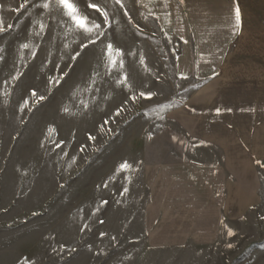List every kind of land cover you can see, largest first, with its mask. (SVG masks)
I'll use <instances>...</instances> for the list:
<instances>
[{"label":"rangeland","instance_id":"obj_1","mask_svg":"<svg viewBox=\"0 0 264 264\" xmlns=\"http://www.w3.org/2000/svg\"><path fill=\"white\" fill-rule=\"evenodd\" d=\"M77 2L106 36L74 62L78 37L59 26V13L0 0V264H264V207L213 244L161 236L159 165L206 150L167 120L199 83L175 73L179 46L144 0H123V9L113 0ZM88 3L108 12L111 27ZM37 19L49 26L42 38ZM107 43L123 60L111 75ZM60 73L68 75L53 87L48 77ZM33 89L46 99H30ZM141 91L155 95L128 100Z\"/></svg>","mask_w":264,"mask_h":264},{"label":"crops","instance_id":"obj_2","mask_svg":"<svg viewBox=\"0 0 264 264\" xmlns=\"http://www.w3.org/2000/svg\"><path fill=\"white\" fill-rule=\"evenodd\" d=\"M144 12L176 39L175 73L199 83L167 120L206 149L159 165L161 236L213 244L264 207V0H144Z\"/></svg>","mask_w":264,"mask_h":264},{"label":"snow or ice","instance_id":"obj_3","mask_svg":"<svg viewBox=\"0 0 264 264\" xmlns=\"http://www.w3.org/2000/svg\"><path fill=\"white\" fill-rule=\"evenodd\" d=\"M31 2L36 6L39 10V15H50L53 12H57L61 16L60 24L59 26L64 28L66 33L75 34L78 37L77 41H74L75 43H78V50H75L74 54L71 55L72 61H77L78 58H82L83 55H85V50L89 48L90 45H96L98 41L101 40L102 37L106 36V33L104 31V28L102 27L101 23H97L94 20H91L88 15H86L80 8L77 0H31ZM114 4L119 5L120 8H125V5L123 3V0H113ZM141 0H137V3H140ZM167 0H165V3ZM30 3V0H24V3L22 4V7H27ZM180 3L183 4L184 0H180ZM87 8L94 9L96 13H99L101 17H103V25H106L108 27H111L110 20H109V14L108 12L102 8L99 4L96 3H88ZM124 15L128 16L129 13L127 10L124 11ZM170 15V14H169ZM235 18H236V24L239 26L241 15L240 10L237 8L235 10ZM156 19H159V17H156ZM129 23H131V17H129ZM38 26V30L36 31L35 35L40 36L42 38L43 34L48 29V25L45 24L42 20L37 19L33 25V27ZM10 28L11 25H8ZM7 29L4 27L3 22L0 21V33L6 31ZM187 43V41H185ZM29 44L24 43L21 45V49H29ZM65 47H68V45H65ZM33 57H35L36 53L32 52ZM104 55L107 57V66H106V74L111 75L112 70L119 65L123 67V60L117 61L116 59H113V56H122V53L118 49H114L112 43H107L106 49L104 51ZM56 68H59V65L55 66ZM67 73H60L58 76H49L48 77V83L52 85L53 87H58L61 85V83L65 80ZM98 75V73H97ZM182 79H187L186 75L181 76ZM20 76H13L12 80H19ZM94 79V77H93ZM128 77L127 75H124L122 77L121 81H118V83H127ZM8 81H5V84H7ZM5 96L10 95L9 92L5 91L3 93ZM155 93L151 91H141L138 94H133L128 97V100L131 103H135L138 99L143 100H152ZM30 99H34L37 103L40 101H44L46 99L45 96H38L37 91L33 89L30 92ZM29 107V99H24L23 104L20 107V111L23 112L25 109ZM67 111V109H65ZM120 111H123V109H118L117 114H119ZM151 138V137H150ZM90 139H95L94 137H90ZM130 165L128 164H122L121 168L126 169L129 168ZM127 191V189H125ZM106 203V201H105ZM103 235V233H101ZM71 251H76V249H71Z\"/></svg>","mask_w":264,"mask_h":264}]
</instances>
